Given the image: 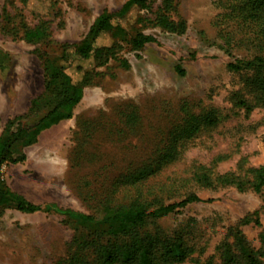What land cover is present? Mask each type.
Instances as JSON below:
<instances>
[{
	"label": "rangeland",
	"instance_id": "rangeland-1",
	"mask_svg": "<svg viewBox=\"0 0 264 264\" xmlns=\"http://www.w3.org/2000/svg\"><path fill=\"white\" fill-rule=\"evenodd\" d=\"M127 1L31 0L25 6L21 0H0V139L10 121L29 113L33 101L46 97L21 125L54 106L56 96L45 89L54 60L81 42L103 12L118 11ZM219 13V0H150L120 25L127 40L141 33L154 42L133 50L123 33L107 34L98 46L118 45L114 55L68 69L77 83L90 78L72 118L44 130L33 145H16L11 160L0 166L1 188L42 208L24 214L0 205V264H69L78 245L102 233V221L135 197L137 189L123 185V177L165 156L157 149L186 117L184 104L193 114L217 111L219 123L182 141L174 164L141 188L175 182L166 203L188 193L202 202L159 220L157 228L198 243L183 264H206L231 228L253 248H262L264 188H201L191 181L201 167L216 177L246 179L251 169L264 166V109L236 106L242 82L229 65L241 53L228 48ZM37 27L46 36L27 42L25 32ZM150 167L143 172L156 171Z\"/></svg>",
	"mask_w": 264,
	"mask_h": 264
},
{
	"label": "trees",
	"instance_id": "trees-1",
	"mask_svg": "<svg viewBox=\"0 0 264 264\" xmlns=\"http://www.w3.org/2000/svg\"><path fill=\"white\" fill-rule=\"evenodd\" d=\"M28 6L31 0H21ZM150 0H128L118 11L103 12L93 23L85 38L64 49L60 57L54 60L51 70L47 73L46 92L53 93L54 106L43 116L32 123L21 125L28 120L32 113L37 112L39 100L32 102L27 115L16 117L7 126V135L14 124H18L15 132L0 139V166L11 160L16 145L30 146L36 143L38 136L59 122L72 118L74 108L81 102L85 88L90 83L89 76L80 82H75L68 73L74 64L81 62H99L109 55H114L118 45L110 48L98 46L101 37L112 34L117 38L124 34L123 41L133 50L143 48L154 39L138 33L131 39L120 22L131 13L146 9ZM221 13L217 20L221 26V34L226 39L230 50L240 52V58L229 65V69L239 74L242 86L236 93V106L251 112L254 108L264 109V0H219ZM217 22V24H218ZM224 26V27H222ZM46 36L42 27L25 32V39L29 43H36ZM42 59L39 52H35ZM189 105L184 104L182 109L186 117L178 127H174L161 150L165 156L157 161H145L142 167L123 177V185L134 187L135 197L128 205H122L113 215L102 221L106 229L99 235L84 239L79 245L69 264H183L196 252L198 243L195 239H188L182 233L168 237L159 231L158 221L177 214L180 209L188 205L202 202L198 195L188 193L179 202L166 203L165 195L174 190L173 184L153 187L144 191L141 187L147 184L159 173L174 164V154L182 141L192 139L196 134L207 127L219 123L218 112L212 110L203 116L188 111ZM156 167L149 173L142 169ZM246 179L227 174L216 177L212 171L197 168L191 181L201 188H217V184L234 186L240 191L247 187L259 192L264 188V166L251 169ZM185 182V181H184ZM11 204L17 211L24 214L41 212V206L35 205L24 197L0 187V205ZM91 222L92 217H84ZM155 227V229L153 228ZM262 248L252 247L246 236L238 230L229 229L224 241L217 248V254L212 256L206 264H264V233L261 235ZM80 253V255H79ZM82 254V255H81Z\"/></svg>",
	"mask_w": 264,
	"mask_h": 264
}]
</instances>
